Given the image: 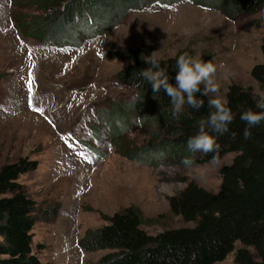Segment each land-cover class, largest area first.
Here are the masks:
<instances>
[{"label":"rangeland","instance_id":"rangeland-1","mask_svg":"<svg viewBox=\"0 0 264 264\" xmlns=\"http://www.w3.org/2000/svg\"><path fill=\"white\" fill-rule=\"evenodd\" d=\"M14 13L35 14L15 7L13 0H0V166L21 157L38 161L36 170L18 178L36 203L32 251L52 264H95L106 251H82L78 240L104 224L102 214L129 205L152 220L143 226L148 233L190 226L169 212L167 198L185 186L183 177L216 193L219 169L234 153L192 167L145 166L121 156L111 132L119 127L113 109L135 95L115 81L129 61L114 53L142 47L157 58L183 48L194 59L210 54L218 88L210 96L223 101L228 84L235 82L259 98L264 91L250 69L263 62L256 25L264 21V7L227 18L189 2L151 6L129 11L119 24L76 49L23 37L13 26ZM149 135L147 127L132 123L120 145L143 144ZM213 264H234L233 252Z\"/></svg>","mask_w":264,"mask_h":264},{"label":"trees","instance_id":"trees-1","mask_svg":"<svg viewBox=\"0 0 264 264\" xmlns=\"http://www.w3.org/2000/svg\"><path fill=\"white\" fill-rule=\"evenodd\" d=\"M15 7L32 9L35 14H13V26L25 38L58 48L81 47L87 40L99 36L119 24L129 11L151 6L170 8L182 2L204 6L234 18L253 14L264 7V0H13ZM261 28L260 51L262 63L250 69L251 78L264 91V21ZM142 47L117 48L114 57L128 60L114 75L122 87L132 89L135 99L113 109V139L119 142L121 156L145 166L179 165L184 157H192L193 166L234 153L229 164L219 169L220 185L212 193L194 180L182 178L185 186L167 198L169 212L190 226L163 229L148 233L143 226L152 220L139 208L129 205L110 215L102 214L104 224L87 229L77 242L85 252L106 251L95 264H213L233 252L234 264H264V122L250 129L245 140L242 112L256 109V97L250 87L228 84L221 102L231 110L233 121L229 132L218 136L219 150L204 155L190 153L186 141L198 130V121L206 118L210 109L196 111L185 105L179 118L172 117V106L163 90L152 92L150 84L139 78L140 70L149 65L144 61L149 52ZM187 52L179 50L174 56L158 58L161 67L175 76L176 59ZM197 60L211 62L210 54ZM174 84V79H170ZM203 87V86H201ZM147 127L149 137L139 145L126 146L122 138L130 124ZM233 133L235 135H233ZM210 134H212L210 132ZM90 148L88 143H83ZM213 156L215 157L213 159ZM38 161L18 158L0 166V264H52L41 261L32 251V228L36 203L19 176L36 170ZM54 214V213H53ZM46 215V213H45ZM238 245V246H236ZM251 251L257 257H252ZM194 257V258H193Z\"/></svg>","mask_w":264,"mask_h":264},{"label":"clouds","instance_id":"clouds-1","mask_svg":"<svg viewBox=\"0 0 264 264\" xmlns=\"http://www.w3.org/2000/svg\"><path fill=\"white\" fill-rule=\"evenodd\" d=\"M154 53L144 59L149 66L140 70L138 76L150 84L153 93L163 90L169 98L172 106L171 114L174 119L179 118L185 105L196 111L204 107L205 102L199 99L198 95L209 96V93L218 91L213 79L216 68L211 62L194 59L185 52L176 59L175 76L170 78L168 66L165 64L164 67H161V63ZM170 79H174V84L169 82ZM207 106L210 109L207 117L198 121L196 134L186 141V148L190 153L199 152L208 155L217 152L220 147L216 143L217 137L228 133L229 125L233 121L231 110L222 104L220 99L209 97ZM256 109L258 111L248 109L240 115V120L245 124L243 131L245 140L250 138L251 128L264 122V96L259 97L256 101ZM233 135L235 134L233 133ZM181 164L185 167H192L195 161L190 156L184 157Z\"/></svg>","mask_w":264,"mask_h":264}]
</instances>
